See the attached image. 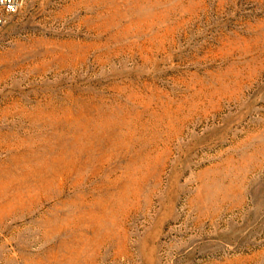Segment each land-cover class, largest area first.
I'll use <instances>...</instances> for the list:
<instances>
[{
	"label": "rangeland",
	"instance_id": "374dc122",
	"mask_svg": "<svg viewBox=\"0 0 264 264\" xmlns=\"http://www.w3.org/2000/svg\"><path fill=\"white\" fill-rule=\"evenodd\" d=\"M0 264H264V0H24Z\"/></svg>",
	"mask_w": 264,
	"mask_h": 264
},
{
	"label": "built area",
	"instance_id": "2783aa9c",
	"mask_svg": "<svg viewBox=\"0 0 264 264\" xmlns=\"http://www.w3.org/2000/svg\"><path fill=\"white\" fill-rule=\"evenodd\" d=\"M24 0H0V25L13 14L18 13Z\"/></svg>",
	"mask_w": 264,
	"mask_h": 264
}]
</instances>
